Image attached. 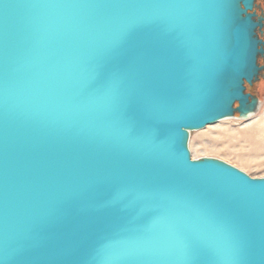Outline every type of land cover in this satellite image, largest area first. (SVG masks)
<instances>
[{
    "label": "water",
    "instance_id": "water-1",
    "mask_svg": "<svg viewBox=\"0 0 264 264\" xmlns=\"http://www.w3.org/2000/svg\"><path fill=\"white\" fill-rule=\"evenodd\" d=\"M260 0H0V264H264V177L193 158L250 120Z\"/></svg>",
    "mask_w": 264,
    "mask_h": 264
},
{
    "label": "rangeland",
    "instance_id": "rangeland-1",
    "mask_svg": "<svg viewBox=\"0 0 264 264\" xmlns=\"http://www.w3.org/2000/svg\"><path fill=\"white\" fill-rule=\"evenodd\" d=\"M250 91L262 102L258 113L248 121L230 119L193 132V158L215 157L252 177H264V80Z\"/></svg>",
    "mask_w": 264,
    "mask_h": 264
},
{
    "label": "trees",
    "instance_id": "trees-1",
    "mask_svg": "<svg viewBox=\"0 0 264 264\" xmlns=\"http://www.w3.org/2000/svg\"><path fill=\"white\" fill-rule=\"evenodd\" d=\"M262 81H263V80H261L259 83L255 84L253 87L257 86L258 84H261ZM253 87H248V91L251 92V91H250V88H253ZM251 93H252V92H251ZM253 94H254V93H253ZM254 95H256V94H254ZM256 96H257V95H256Z\"/></svg>",
    "mask_w": 264,
    "mask_h": 264
},
{
    "label": "flooded vegetation",
    "instance_id": "flooded-vegetation-1",
    "mask_svg": "<svg viewBox=\"0 0 264 264\" xmlns=\"http://www.w3.org/2000/svg\"><path fill=\"white\" fill-rule=\"evenodd\" d=\"M259 3L261 4L263 10H264V0H260Z\"/></svg>",
    "mask_w": 264,
    "mask_h": 264
}]
</instances>
